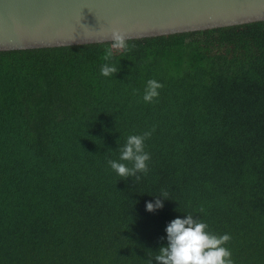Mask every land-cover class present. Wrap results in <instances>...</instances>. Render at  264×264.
<instances>
[{
    "label": "trees",
    "instance_id": "1",
    "mask_svg": "<svg viewBox=\"0 0 264 264\" xmlns=\"http://www.w3.org/2000/svg\"><path fill=\"white\" fill-rule=\"evenodd\" d=\"M111 42L0 50V264H148L187 214L264 264V20L128 38L103 77ZM145 131L135 183L107 161Z\"/></svg>",
    "mask_w": 264,
    "mask_h": 264
},
{
    "label": "water",
    "instance_id": "2",
    "mask_svg": "<svg viewBox=\"0 0 264 264\" xmlns=\"http://www.w3.org/2000/svg\"><path fill=\"white\" fill-rule=\"evenodd\" d=\"M264 20V0H0V50L112 41Z\"/></svg>",
    "mask_w": 264,
    "mask_h": 264
},
{
    "label": "clouds",
    "instance_id": "3",
    "mask_svg": "<svg viewBox=\"0 0 264 264\" xmlns=\"http://www.w3.org/2000/svg\"><path fill=\"white\" fill-rule=\"evenodd\" d=\"M110 35L111 46L105 49L102 56L105 63L100 68V74L103 77L115 76L120 70L115 64L110 63L114 55L113 50H131L126 34L113 28ZM163 87L164 85L155 79L148 80L144 89V102L153 103L159 97V90ZM154 130L153 128L152 131ZM151 135V131H145L142 134L128 136L125 144L119 148V161L109 159L107 163L121 177L125 179L135 177L136 183L141 179L139 173L147 175L149 171L151 154L145 151V141ZM120 161L129 162L132 166L129 167ZM160 196L168 199V193L162 192L155 199V203L146 204L147 211L154 212L164 207ZM166 233L167 246L161 247L148 264H152L153 259L157 264H234L231 251L224 246L231 240V236L212 233L209 225L202 219L191 214H187L186 218L177 217L167 225Z\"/></svg>",
    "mask_w": 264,
    "mask_h": 264
}]
</instances>
